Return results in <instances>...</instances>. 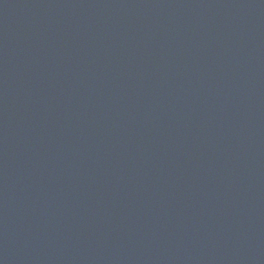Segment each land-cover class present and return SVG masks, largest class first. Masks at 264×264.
Returning a JSON list of instances; mask_svg holds the SVG:
<instances>
[{"label":"water","instance_id":"1","mask_svg":"<svg viewBox=\"0 0 264 264\" xmlns=\"http://www.w3.org/2000/svg\"><path fill=\"white\" fill-rule=\"evenodd\" d=\"M0 264H264V0H0Z\"/></svg>","mask_w":264,"mask_h":264}]
</instances>
